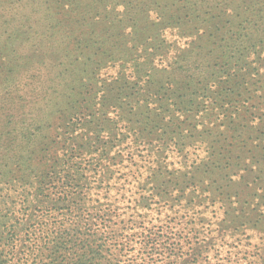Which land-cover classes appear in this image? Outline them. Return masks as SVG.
I'll return each mask as SVG.
<instances>
[{
    "label": "trees",
    "instance_id": "trees-1",
    "mask_svg": "<svg viewBox=\"0 0 264 264\" xmlns=\"http://www.w3.org/2000/svg\"><path fill=\"white\" fill-rule=\"evenodd\" d=\"M233 1L0 0V264H103L125 216L108 195L147 172L135 147L209 146L182 156L180 199L235 202L225 232L260 223L264 0ZM215 160L238 189L212 193Z\"/></svg>",
    "mask_w": 264,
    "mask_h": 264
},
{
    "label": "rangeland",
    "instance_id": "rangeland-1",
    "mask_svg": "<svg viewBox=\"0 0 264 264\" xmlns=\"http://www.w3.org/2000/svg\"><path fill=\"white\" fill-rule=\"evenodd\" d=\"M238 3V0H234L232 5ZM23 98L27 111H30V105H33L31 99ZM224 121L226 119H221L219 123ZM4 123L0 116V130ZM208 147L186 149L180 153L164 149L162 154L154 155L149 151L147 154L139 152L137 147L130 149L133 161L146 167L147 172L132 182L128 178L126 186L114 189L108 195V207L112 205L125 216L119 219L109 217L110 222L107 221L105 228H102L105 230L102 240L103 255L106 257L103 264H108L109 260H112L110 264H264V258L259 259L264 255V184L256 190L255 179L248 182V188L252 189L249 192L254 191L251 196L255 195L252 199L249 196L244 198L248 188L244 192L241 190V207L245 200L250 199L252 204L259 202L257 212L261 217H258L260 223L254 229L243 227L237 234L223 231L229 223L224 213L235 202L228 203V199H225L226 204H212V198H207L206 201L190 205V199H180V172L185 171L182 156L187 152L188 163L196 165L205 156ZM208 152L226 154L222 149L213 147ZM123 157H126L125 154ZM158 163H161L163 170H157ZM224 164L222 161L220 167L215 160L222 173L216 171L212 178L215 181L210 185L213 194L233 192L243 184L234 181L224 188L227 185L224 173L228 171ZM254 168L252 164L247 167L252 171ZM132 173L138 176L134 169ZM220 174H223L222 180L217 178ZM240 175L243 177V173ZM146 177L151 181L144 183ZM130 219L132 222H129ZM132 235L133 238H130ZM126 241L130 242L126 244Z\"/></svg>",
    "mask_w": 264,
    "mask_h": 264
}]
</instances>
